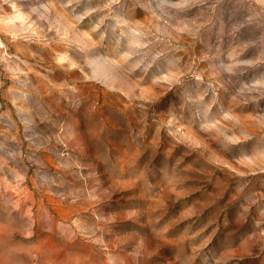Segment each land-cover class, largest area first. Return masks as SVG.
I'll list each match as a JSON object with an SVG mask.
<instances>
[{
  "label": "rangeland",
  "instance_id": "374dc122",
  "mask_svg": "<svg viewBox=\"0 0 264 264\" xmlns=\"http://www.w3.org/2000/svg\"><path fill=\"white\" fill-rule=\"evenodd\" d=\"M0 264H264V0H0Z\"/></svg>",
  "mask_w": 264,
  "mask_h": 264
}]
</instances>
